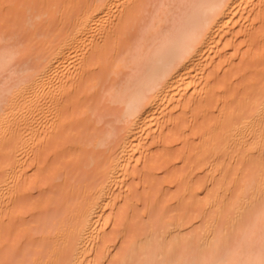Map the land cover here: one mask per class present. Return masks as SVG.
<instances>
[{
  "label": "bare ground",
  "instance_id": "1",
  "mask_svg": "<svg viewBox=\"0 0 264 264\" xmlns=\"http://www.w3.org/2000/svg\"><path fill=\"white\" fill-rule=\"evenodd\" d=\"M64 3L31 16L43 23L23 37L42 39L31 63L34 41L0 33V264H264V80L202 133L195 166L205 165L207 199L195 207L201 187L188 181L170 199L157 185L149 219L127 223L134 182L158 169L153 151L184 115L205 111L218 75L263 37L264 0H74L54 28ZM81 91L101 99L81 105ZM59 139L73 160L29 178ZM78 163L92 173L74 179ZM36 185L47 196L25 201Z\"/></svg>",
  "mask_w": 264,
  "mask_h": 264
},
{
  "label": "rangeland",
  "instance_id": "2",
  "mask_svg": "<svg viewBox=\"0 0 264 264\" xmlns=\"http://www.w3.org/2000/svg\"><path fill=\"white\" fill-rule=\"evenodd\" d=\"M55 0H0V33H5L9 35L10 33L12 35H16L18 40H24L26 35H29L31 33L33 27H31V22H34L35 20L36 23L41 21L38 19H33L31 20V16H35L36 12H40L41 9L46 8L47 6L52 5ZM64 5L62 6L63 10L61 12L56 13L55 21L56 26L54 24V28H57L59 24L62 26V21L64 22V18L66 17L67 12L70 10V7L73 6L74 0H62ZM17 2V3H16ZM20 6H16V4ZM32 8V9H31ZM55 8V7H54ZM40 10V11H39ZM44 10V9H43ZM32 11V13H31ZM36 11V12H35ZM31 13V14H30ZM34 14V15H32ZM26 21V22H25ZM31 21V22H30ZM57 23L58 26H57ZM27 24V26H26ZM43 23H41L42 25ZM25 25V27H24ZM59 26V27H61ZM27 27V28H26ZM32 29H31V28ZM258 31L263 35L261 37L260 41L257 43H251L252 48L245 50L246 58L241 63L237 64V68L234 70H229L227 69L226 71H223L214 81V93L212 94L211 99L207 102V106L205 111H199L194 114H189V115H184L183 118H181L180 122V129L184 128V130L188 131V133L183 132L184 130H173V132L170 134L169 141L165 145L164 148L158 149L153 151L154 157L152 159L153 166L155 168H158L157 170L154 171V173L151 174H141L134 183V196L137 201V205L134 209V211L131 210L129 216H128V226H134L135 228L137 227L136 225L143 226V222L147 221L149 217H147L148 210L147 207H149L150 204H152V201L150 202L149 199H153V196H155L158 191L155 189V187L158 185L161 189V195L160 193L157 194L159 196H164V198L171 196L172 195H178L181 191V186H182V181L184 180L185 182L188 181L193 187L200 186L201 188L192 194V200L195 202V207L201 204L202 202L207 199L209 193L212 191V186L208 184V178H207V172L205 171V165H196L195 159L198 153L200 152V147L202 145V133L207 132V130L210 129V127L216 126L219 122L220 118V112L227 108L233 110L234 108L237 107L240 101L244 100L245 98L250 95L251 88L249 87V84L252 82L256 81H262L264 80V57L259 56L261 51H264V19L261 21V23L257 26ZM23 28H26L23 31ZM30 28V29H29ZM53 28V27H52ZM50 28V29H52ZM60 29V28H59ZM58 29V30H59ZM17 30V31H15ZM21 30L23 31L22 35ZM28 30V31H27ZM56 30V31H58ZM13 31V32H12ZM18 32V33H17ZM29 32V34H26ZM35 32V31H34ZM33 33V32H32ZM10 34V35H11ZM26 34V35H25ZM34 34V33H33ZM25 35V36H23ZM22 36V37H20ZM33 38L36 36L32 35ZM25 37V38H23ZM23 38V39H21ZM32 38V39H33ZM29 40L31 39V36L28 38ZM28 39L25 41L26 43L28 42ZM30 40V42L34 41L32 43V46H28V49L25 51L23 54L25 57L23 58L24 60H28L27 62L31 63L32 58L34 56L36 57L37 51L35 48V43L38 41H42L41 38L36 40ZM44 40V39H43ZM36 41V42H35ZM28 42L27 44H30ZM36 43V45H37ZM128 44L125 43V45ZM131 44V43H129ZM128 46V45H126ZM35 47V48H34ZM40 47L37 45V48ZM42 50V47L39 48V51ZM38 51V52H39ZM248 55V56H247ZM30 57V58H29ZM28 58V59H27ZM36 59V60H35ZM34 59V63L38 61L37 58ZM33 63V61H32ZM82 93V94H81ZM81 105L85 102L84 99L85 97H90L91 100L95 102H99L101 99V92L98 94H93V93H85L81 91ZM84 94V95H83ZM88 101V100H87ZM107 104V103H105ZM110 105V104H107ZM106 107L110 110H113L112 106H107ZM194 116V117H193ZM77 126H71L69 129V132L72 131V134L77 133L78 129H76ZM83 129L89 130L92 129V125L90 123H86L83 125ZM92 132V130H91ZM68 134L62 138V142L67 140ZM61 141L60 139L55 141L54 143L52 142L50 146L44 150V152L41 155V161H42V166L41 168H31L32 170L30 171L29 178H37L41 179V177H44V175L49 171L50 168H54V166H58L63 168V162L67 161V159H72L73 156H71L72 152H67L65 153V157L63 155H59L60 153L57 152L58 150V143ZM70 156V158L68 157ZM235 157L231 159H227L226 162L228 164L229 168V173L231 175L234 174L235 171L239 170V166L237 164V161H235ZM73 160V159H72ZM246 162V161H245ZM66 163V162H65ZM62 164V165H61ZM66 166V165H65ZM64 166V167H65ZM152 166V168H153ZM161 167H165V169H159ZM82 168V169H81ZM153 168V169H155ZM65 169V168H64ZM85 169V170H83ZM51 170V169H50ZM71 170V173L73 175L74 179H77L81 177L82 175H89L91 174L92 171L89 167H83L80 163L75 164L74 166L70 167L69 171ZM1 171V169H0ZM83 171V172H81ZM76 174H75V173ZM85 172V173H84ZM194 173L192 176L190 175L191 173ZM78 173V174H77ZM82 173V174H81ZM3 173L0 172V180H1V175ZM44 174V175H43ZM3 176V175H2ZM191 176V180L189 179ZM76 177V178H75ZM33 178V179H34ZM186 178V179H185ZM3 179V177H2ZM170 183V185H169ZM38 184V183H37ZM41 185V184H40ZM37 186V185H36ZM34 186V187H36ZM39 186V185H38ZM37 186V188L30 190L26 192V200L25 201H30L31 203L34 202L33 199L41 200L47 195L44 193L43 197L41 196L43 192H47L48 189L44 187V191L40 190V188ZM50 185L48 184L47 187ZM60 188V187H59ZM58 187H56V191L59 190ZM158 188V187H157ZM42 189V188H41ZM47 191H46V190ZM155 189L156 193H154L153 190ZM55 190V189H54ZM159 190V189H158ZM153 191V192H152ZM41 193V195H40ZM154 194V195H153ZM164 194H171V195H164ZM166 196V197H165ZM174 197V196H173ZM28 198V200H27ZM167 198V199H168ZM170 199V198H169ZM33 200V202L31 201ZM36 200V201H37ZM148 201V202H147ZM30 202H27L29 204ZM173 202V200H172ZM154 203V200H153ZM176 203L173 202V204ZM149 204V205H148ZM177 204V203H176ZM174 204V206L176 205ZM27 206V205H26ZM31 207V206H30ZM29 207V208H30ZM28 208V207H27ZM147 209V211H146ZM31 211V210H29ZM27 212V211H26ZM34 212V211H32ZM29 214V212H28ZM32 214V213H31ZM34 214V213H33ZM29 215L27 216L24 214L25 219L22 217L20 222L22 220L27 222L28 224V219L30 220L29 222H32L35 218V216ZM31 216V219H30ZM29 217V218H27ZM32 220V221H31ZM143 221V222H142ZM142 222V223H141ZM19 225L23 223H18ZM15 223L16 227L13 226V232L16 231V229L19 225ZM138 225L137 228H140ZM19 228V227H18ZM20 232V231H18ZM24 233V232H22ZM21 233V235H23ZM14 235V236H13ZM13 237L16 238L18 233H13ZM26 235V233H24ZM27 236V235H26ZM26 236H23L22 238H26ZM18 238H16L17 240ZM25 239H22L20 241L24 242ZM26 241V240H25Z\"/></svg>",
  "mask_w": 264,
  "mask_h": 264
}]
</instances>
